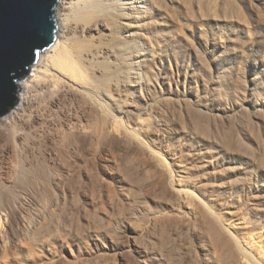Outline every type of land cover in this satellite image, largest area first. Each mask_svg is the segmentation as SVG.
Instances as JSON below:
<instances>
[{"label": "rangeland", "instance_id": "obj_1", "mask_svg": "<svg viewBox=\"0 0 264 264\" xmlns=\"http://www.w3.org/2000/svg\"><path fill=\"white\" fill-rule=\"evenodd\" d=\"M144 3L145 26L133 21L124 36L144 39L142 77L133 80L144 84L136 105L147 112L142 118L151 120L150 131L139 145L117 140L94 168L92 156L79 159L90 168L78 176L65 171L69 182H79L64 193L51 190L50 202L62 195L46 220L25 187L9 193L19 196L18 206L24 203L26 221L19 247L8 252L5 236L0 239L3 261L264 264V0ZM32 70L22 82L32 79ZM19 96L20 89L16 105L0 116L2 182L14 178L23 156L6 124ZM189 195L199 207L195 215ZM32 224L39 227L37 241L28 233Z\"/></svg>", "mask_w": 264, "mask_h": 264}, {"label": "bare ground", "instance_id": "obj_2", "mask_svg": "<svg viewBox=\"0 0 264 264\" xmlns=\"http://www.w3.org/2000/svg\"><path fill=\"white\" fill-rule=\"evenodd\" d=\"M138 2L141 6H136V0H58V36L46 51L39 53L32 66V79L17 81L20 105L11 113L10 122L6 121L11 128L9 138L23 154L13 168L14 178L7 182L0 178V239L5 236L8 252L19 247L26 221L24 203L20 201L18 206L19 196L9 193L25 187L33 204L43 205L37 216L43 215L46 220L50 206L62 195L55 194L50 202L51 190L60 188L64 193L66 185L77 186L79 182H69L65 171L78 176L91 164L96 167L98 156L110 154L117 140H134L139 145L150 131L151 120L142 118L147 112L136 105L144 84L133 80L142 77L138 70L145 57L144 39L141 36L131 42L124 36L133 21L139 27L145 26V3ZM64 102L73 106L66 109ZM2 120L0 125L5 124ZM85 155L92 156L93 163L83 166L79 159ZM63 158L70 159L69 164L58 162ZM164 163L161 167L170 169ZM54 169L59 170V177L54 173L52 176ZM4 186L11 191L8 195L2 191ZM185 199L195 215L199 209L195 198L189 195ZM4 214L9 218L8 226L4 225ZM211 232L213 236L217 234V227H212ZM28 233L37 241L38 225L31 226ZM46 235L44 231L42 236ZM47 242L48 238L43 237L42 243L47 246ZM3 260L0 257V264H10Z\"/></svg>", "mask_w": 264, "mask_h": 264}, {"label": "water", "instance_id": "obj_3", "mask_svg": "<svg viewBox=\"0 0 264 264\" xmlns=\"http://www.w3.org/2000/svg\"><path fill=\"white\" fill-rule=\"evenodd\" d=\"M57 0H0V116L17 103L21 80L56 40Z\"/></svg>", "mask_w": 264, "mask_h": 264}]
</instances>
